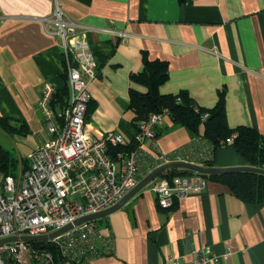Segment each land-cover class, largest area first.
<instances>
[{
  "label": "crops",
  "instance_id": "0c3cea01",
  "mask_svg": "<svg viewBox=\"0 0 264 264\" xmlns=\"http://www.w3.org/2000/svg\"><path fill=\"white\" fill-rule=\"evenodd\" d=\"M56 4L85 28L103 58L87 86L93 136L114 130L125 145L132 142L129 90L146 91L132 75L147 58L167 65L160 93L184 92L206 110L220 101L229 128L247 125L264 138V0H0V116L23 128L10 135L0 128V146L19 161L28 163V154L49 137L36 107L43 83L67 87L61 41L43 29ZM202 134L203 127L196 133L166 115L144 148L168 152L196 139L207 142ZM213 163L249 165L231 145L218 148ZM104 222L114 253L95 264H175L179 256L183 263L201 247L229 250L215 264H264V201L246 202L214 180L168 208L159 207L146 186Z\"/></svg>",
  "mask_w": 264,
  "mask_h": 264
},
{
  "label": "built area",
  "instance_id": "2783aa9c",
  "mask_svg": "<svg viewBox=\"0 0 264 264\" xmlns=\"http://www.w3.org/2000/svg\"><path fill=\"white\" fill-rule=\"evenodd\" d=\"M43 27L46 34L61 41L68 99L65 105L53 107L55 87L49 81L43 83L36 107L49 137L28 154V165L18 175L0 171V239L48 234L81 216L107 209L157 166L173 161L205 165L213 158L211 144L200 139L156 154L144 148L147 138L158 136L168 114L166 109L149 114L139 123L133 146L112 156L109 147L125 143L121 134L110 130L95 137L87 124V86L98 71L85 28L67 18L58 4L43 18ZM233 137L220 140L219 146L230 145ZM205 184L206 179L200 175L176 174L158 175L147 186L156 195L159 207L168 208L179 196L199 194ZM44 244L53 246L58 260ZM113 253L112 234L106 225L93 219L48 240L4 242L0 244V264H95L96 258ZM229 253L201 247L192 250L189 261L181 263L183 258L179 256L175 264H215Z\"/></svg>",
  "mask_w": 264,
  "mask_h": 264
},
{
  "label": "trees",
  "instance_id": "16d2710c",
  "mask_svg": "<svg viewBox=\"0 0 264 264\" xmlns=\"http://www.w3.org/2000/svg\"><path fill=\"white\" fill-rule=\"evenodd\" d=\"M91 50L97 59V73H100L102 64L101 52L90 43ZM168 76L167 65L161 60H148L145 58L143 70L132 75V80L146 87L145 92H140L130 88L129 107L134 112L133 123L138 128L141 121L151 113L166 109L168 116L175 122L182 124L198 133L200 126L203 127L202 137L211 144L213 157L215 151L220 148V140L234 134L230 144L243 156L251 166L264 167V138L259 132L250 126L241 125L234 129L228 127L225 114L220 101L212 110H206L193 103L187 94H162L159 86L165 82ZM69 94L68 85L63 89H55L52 99L53 107H61L67 103ZM89 103L86 110L88 117ZM206 114L205 117L203 115ZM0 128L7 134L14 131H21L22 127L13 126L10 120L0 116ZM160 132V130H159ZM158 132V135H159ZM199 137V136H196ZM133 146L121 144L110 146L109 153L114 156L117 151L128 150ZM21 164L26 169L27 161L21 162L9 150L0 146V171L5 174L14 173L15 168ZM205 166H213V158L204 162ZM197 174L184 168H170L160 174V176L172 177L173 175ZM206 180H214L225 185L231 193L246 202L264 201V174L250 171H236L222 174H197ZM105 217L97 219L100 224H104ZM37 244V243H36ZM53 250L55 259L58 260L57 252L52 245L44 244Z\"/></svg>",
  "mask_w": 264,
  "mask_h": 264
},
{
  "label": "water",
  "instance_id": "95a60500",
  "mask_svg": "<svg viewBox=\"0 0 264 264\" xmlns=\"http://www.w3.org/2000/svg\"><path fill=\"white\" fill-rule=\"evenodd\" d=\"M170 168H184L190 171H193L197 174H222V173H230V172H236V171H250V172H257L264 174V167H255L251 165H241V166H227V167H219V166H205V165H198L193 164L189 162L184 161H173L169 162L160 166L155 167L153 170L148 172L144 177H142L138 183L129 190L116 204L113 206L104 209L102 211L87 214L84 216H81L74 221L68 223L67 225L61 227L58 230H55L53 232H50L48 234H42V235H21V236H8L5 238L0 239V244L8 241H15L18 239L24 240V241H44L48 240L52 237H55L72 227L88 220L93 219H99L105 216H108L115 210L121 208L132 196H134L136 193H138L141 189L147 186V184L152 181L155 177L160 175L162 172H164L167 169ZM255 264H260L257 260L254 259Z\"/></svg>",
  "mask_w": 264,
  "mask_h": 264
},
{
  "label": "rangeland",
  "instance_id": "374dc122",
  "mask_svg": "<svg viewBox=\"0 0 264 264\" xmlns=\"http://www.w3.org/2000/svg\"><path fill=\"white\" fill-rule=\"evenodd\" d=\"M11 153L14 154V155L16 156V154L14 153L13 150H11ZM21 168H24V167H23L21 164L18 163V166L15 168L13 175H18L19 170H20Z\"/></svg>",
  "mask_w": 264,
  "mask_h": 264
}]
</instances>
